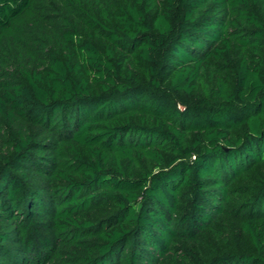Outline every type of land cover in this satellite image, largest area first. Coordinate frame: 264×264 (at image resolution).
<instances>
[{"label": "trees", "instance_id": "obj_1", "mask_svg": "<svg viewBox=\"0 0 264 264\" xmlns=\"http://www.w3.org/2000/svg\"><path fill=\"white\" fill-rule=\"evenodd\" d=\"M0 264H264V0H0Z\"/></svg>", "mask_w": 264, "mask_h": 264}]
</instances>
